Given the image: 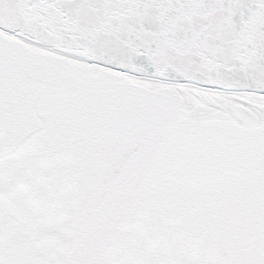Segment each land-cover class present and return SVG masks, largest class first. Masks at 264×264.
I'll return each mask as SVG.
<instances>
[{
	"label": "snow or ice",
	"instance_id": "snow-or-ice-1",
	"mask_svg": "<svg viewBox=\"0 0 264 264\" xmlns=\"http://www.w3.org/2000/svg\"><path fill=\"white\" fill-rule=\"evenodd\" d=\"M0 264H264V0H0Z\"/></svg>",
	"mask_w": 264,
	"mask_h": 264
}]
</instances>
